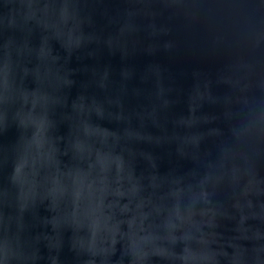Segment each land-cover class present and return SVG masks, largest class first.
<instances>
[{"label": "water", "instance_id": "1", "mask_svg": "<svg viewBox=\"0 0 264 264\" xmlns=\"http://www.w3.org/2000/svg\"><path fill=\"white\" fill-rule=\"evenodd\" d=\"M0 264H264V0H0Z\"/></svg>", "mask_w": 264, "mask_h": 264}]
</instances>
